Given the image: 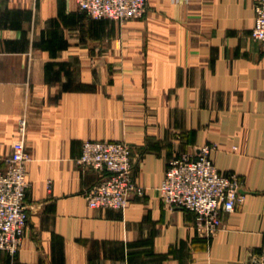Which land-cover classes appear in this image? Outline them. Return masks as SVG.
Listing matches in <instances>:
<instances>
[{"label":"crops","instance_id":"1","mask_svg":"<svg viewBox=\"0 0 264 264\" xmlns=\"http://www.w3.org/2000/svg\"><path fill=\"white\" fill-rule=\"evenodd\" d=\"M257 0H149L144 17L94 18L79 0H0V157L25 146L29 220L0 264H258L264 242V45ZM124 140L145 187L92 208L102 178L85 140ZM211 145L243 200L213 237L163 201L169 161Z\"/></svg>","mask_w":264,"mask_h":264},{"label":"built area","instance_id":"2","mask_svg":"<svg viewBox=\"0 0 264 264\" xmlns=\"http://www.w3.org/2000/svg\"><path fill=\"white\" fill-rule=\"evenodd\" d=\"M79 4L94 18L125 22L144 17L149 0H79ZM251 36L264 45V0L256 1ZM18 133L14 150L0 157V251L13 255L21 247L29 220L26 197L31 182L27 163L31 156L25 146L24 118L20 119ZM212 149L204 145L196 156L181 153L172 158L159 187L166 205L195 214V228L205 237L215 236L222 229L224 214L235 211L243 200L239 177L219 171L211 157ZM78 162L102 173L101 180L85 193L92 208L123 209L133 195L145 192L134 177L132 147L124 140H85ZM258 264H264V242Z\"/></svg>","mask_w":264,"mask_h":264}]
</instances>
